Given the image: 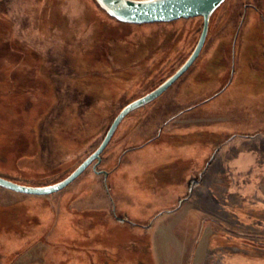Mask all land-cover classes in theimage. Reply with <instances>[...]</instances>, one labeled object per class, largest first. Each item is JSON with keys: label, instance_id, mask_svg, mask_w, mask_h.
I'll return each instance as SVG.
<instances>
[{"label": "rangeland", "instance_id": "obj_1", "mask_svg": "<svg viewBox=\"0 0 264 264\" xmlns=\"http://www.w3.org/2000/svg\"><path fill=\"white\" fill-rule=\"evenodd\" d=\"M202 23H124L95 0H0V176L26 186L68 176L130 99L121 90L146 92L175 72ZM232 63V85L208 99ZM44 66L52 85L83 81L93 120L100 92L107 105L87 140L71 120L56 130L55 156L39 153L37 120L53 101ZM148 104L105 151L121 158L108 186L89 167L48 195L0 187V264H264V0H225L198 58ZM177 105L195 107L160 132Z\"/></svg>", "mask_w": 264, "mask_h": 264}, {"label": "water", "instance_id": "obj_2", "mask_svg": "<svg viewBox=\"0 0 264 264\" xmlns=\"http://www.w3.org/2000/svg\"><path fill=\"white\" fill-rule=\"evenodd\" d=\"M110 17L124 23L143 24L172 22L178 19L201 17L203 20L199 38L185 61L156 88L126 104L111 122L103 140L68 176L59 182L43 186H26L0 176V187L24 194L48 195L57 192L84 172L106 148L121 121L130 112L145 106L166 91L194 63L201 53L209 31L210 18L225 0H95ZM95 168V165L93 166Z\"/></svg>", "mask_w": 264, "mask_h": 264}, {"label": "trees", "instance_id": "obj_3", "mask_svg": "<svg viewBox=\"0 0 264 264\" xmlns=\"http://www.w3.org/2000/svg\"><path fill=\"white\" fill-rule=\"evenodd\" d=\"M75 75H73V77H75ZM77 78L78 77H76V79ZM53 85L50 87L51 89H49L50 93L53 95L51 106H48L46 111H44L37 120L38 136L41 141L39 151L41 156H44L43 153H46L48 156H55L56 153H59L54 134L56 130L62 128L68 120L74 121L82 131L81 136H73L75 138H86L87 140L94 135L97 129L98 120H93V118L84 120L81 117L83 113H90L95 98L91 92L87 93L84 89L83 81L71 82L68 78L62 85L56 86L55 82ZM62 87H64V92L61 91ZM11 149L13 150L12 154L17 153L15 147ZM33 152L35 151L32 148L30 153ZM16 155L20 154L17 153Z\"/></svg>", "mask_w": 264, "mask_h": 264}, {"label": "flooded vegetation", "instance_id": "obj_4", "mask_svg": "<svg viewBox=\"0 0 264 264\" xmlns=\"http://www.w3.org/2000/svg\"><path fill=\"white\" fill-rule=\"evenodd\" d=\"M237 4H240V3H237ZM244 4V3H243ZM235 66L233 65V63L231 64V67H230V70H229V72H228V75L226 76V78H225V80L222 82V84L220 85V87H218L213 93H212V95L210 96V98H208V99H211V98H214V97H216V96H218L220 93H222V92H224L225 90H227V88H229V86H231L232 85V83H233V81H234V76H235V68H234ZM44 68H46L47 69V74H46V76H44L45 77V79H48V83H49V85H52V81H55V77L57 76L55 73H54V68L52 67V66H44ZM172 74V73H171ZM170 74V75H171ZM170 75H168V76H170ZM168 76H166L164 79H161L160 80V82L157 84V85H159L160 83H162ZM71 78V76L69 77V79ZM179 79V78H178ZM177 79V80H178ZM176 80V81H177ZM175 81V82H176ZM156 85V86H157ZM156 86H154L153 88H155ZM51 86H49V89H51L50 88ZM152 88V89H153ZM49 89H47L48 90V92H47V94H49L50 93V91H49ZM149 91H151V90H149ZM149 91H146V92H140V91H138V92H131V90L130 89H128L127 87H125L123 90H121V94H128V95H130V99L122 106V107H120L118 110H117V112H116V115L119 113V111L126 105V104H128L129 102H131V101H133V100H135V99H137V98H139V97H141V96H143L144 94H146V93H148ZM43 93H44V91H43ZM42 95V94H41ZM178 97H179V100H180V96L182 97V90L180 89L179 90V93H178ZM112 99V98H111ZM182 99V98H181ZM106 99H105V97H104V94H103V92H100L99 93V118H97L96 117V120H98L99 121V132L103 129V121L105 120V118L107 117V114H105L104 112H105V109L107 108V105L105 106V104H104V101H105ZM154 101V100H153ZM111 102H113V101H111ZM110 102V103H111ZM109 104V103H108ZM148 105H150V104H148ZM148 105H146V106H148ZM154 106V105H153ZM166 106H167V104H165V105H163V107L162 108H160V110H166ZM193 107H195V106H192V107H190V108H193ZM141 108V107H140ZM190 108H186V109H184L183 107H181V106H176V110L175 111H170V116H168V117H166L165 118V120H162L161 122H160V125H159V128H160V132H162V129H163V127H165V125L170 121V122H172L173 120H176V119H179V117L183 114V112L185 111V110H188V109H190ZM137 110V109H136ZM134 112L132 111V112H130L128 115H126V117L127 116H129V115H131V114H133ZM115 115V116H116ZM115 116L113 117V119L115 118ZM152 116H156V115H153V114H148L147 115V117H152ZM81 117L84 119V120H87V119H89V118H93L94 117V115L93 114H91V113H83V114H81ZM125 117V118H126ZM139 117V116H138ZM141 117V116H140ZM124 118V119H125ZM113 119H112V121H113ZM123 119V120H124ZM139 119V118H138ZM122 120V121H123ZM160 120V119H159ZM111 121V122H112ZM121 121V122H122ZM111 124V123H110ZM121 124V123H120ZM120 124H119V126H120ZM132 124H130V126H131ZM110 126V125H109ZM109 126H108V128H109ZM118 126V127H119ZM118 127H117V129H118ZM108 128H107V130H108ZM116 129V130H117ZM107 130H106V132H107ZM106 132L104 133V135L101 137V139H100V141H99V143H98V145L101 143V141L103 140V138H104V136H105V134H106ZM116 132V131H115ZM115 134V133H114ZM160 135H161V133H160ZM113 138H114V135L112 136V138H111V140H110V142L113 140ZM160 138V136H159V134H157V135H153V136H151L150 138H148V139H146V141H144L143 142V144H140V145H137V146H128L127 148H124L125 149V152H127V151H129V150H134V149H139V148H141V147H143V146H145L147 143H149V142H151V141H153V140H158ZM84 140H86V138H84ZM110 142L108 143V145L106 146V148L103 150V152L100 154V159H99V162H97V161H94L89 167L91 168V169H93L95 172H96V174H98V175H100V176H102V179L104 180V182H105V184H106V186H108V179L110 178V176H112L113 174H116V172L119 170V168H120V160H121V158H120V156L118 155V156H115V157H113L112 159H110L109 158V156L108 155H105V151L107 150V148H108V146H109V144H110ZM97 145V146H98ZM97 146L90 152V153H92L96 148H97ZM90 153H88L83 159H82V161L90 154ZM81 161V162H82ZM80 162V163H81ZM79 163V164H80ZM78 164V165H79ZM95 165V168H93V166ZM88 167V168H89ZM87 168V169H88ZM183 201L182 200H180V203H182ZM162 212H166V211H161V213Z\"/></svg>", "mask_w": 264, "mask_h": 264}, {"label": "crops", "instance_id": "obj_5", "mask_svg": "<svg viewBox=\"0 0 264 264\" xmlns=\"http://www.w3.org/2000/svg\"><path fill=\"white\" fill-rule=\"evenodd\" d=\"M191 182H192V180L190 181V184H189V189H190V190H191L193 187H195V185L198 184L200 181H199V180H193V182H192V183H191ZM188 198H189V196H187L186 198H182V199H180V200H182V201L184 202V201L187 200ZM180 200H179V201H180ZM183 202H182V203H183ZM174 210H176V209H174ZM200 238H201V237H200ZM200 240H201V239H199V242H200ZM198 245H199V243L197 244V246H198ZM195 250H196V247H195ZM205 261H206V260H204L201 264H206ZM192 262H193L192 260L189 261L190 264H193Z\"/></svg>", "mask_w": 264, "mask_h": 264}]
</instances>
